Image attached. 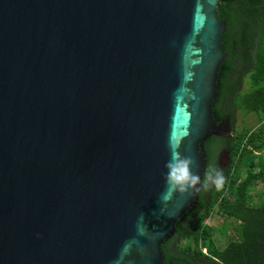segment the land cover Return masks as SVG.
Returning <instances> with one entry per match:
<instances>
[{"label": "water", "instance_id": "obj_1", "mask_svg": "<svg viewBox=\"0 0 264 264\" xmlns=\"http://www.w3.org/2000/svg\"><path fill=\"white\" fill-rule=\"evenodd\" d=\"M219 1L0 0V264H164L170 145L232 137Z\"/></svg>", "mask_w": 264, "mask_h": 264}, {"label": "trees", "instance_id": "obj_2", "mask_svg": "<svg viewBox=\"0 0 264 264\" xmlns=\"http://www.w3.org/2000/svg\"><path fill=\"white\" fill-rule=\"evenodd\" d=\"M218 14L227 28L221 43L223 77L213 110L217 121L229 119L232 137H212L204 150L207 168L214 167L213 151L222 147L230 153L231 165L224 171V187L200 190L196 208L161 246L164 264H264V194L252 195L256 184L264 185V0H220ZM244 79L246 92L240 90ZM236 110L256 115L258 126L236 135ZM212 213L239 224L237 239L223 249L216 246L207 224Z\"/></svg>", "mask_w": 264, "mask_h": 264}, {"label": "clouds", "instance_id": "obj_3", "mask_svg": "<svg viewBox=\"0 0 264 264\" xmlns=\"http://www.w3.org/2000/svg\"><path fill=\"white\" fill-rule=\"evenodd\" d=\"M193 158L178 151V145H170V159L165 162L166 172L164 179L168 196L173 193L186 194L193 191L208 190L214 188L220 191L225 184L226 177L223 169L209 166L203 177L192 171ZM168 197H162L166 200ZM141 214L139 220L143 221ZM140 234H145V229L141 228Z\"/></svg>", "mask_w": 264, "mask_h": 264}, {"label": "rangeland", "instance_id": "obj_4", "mask_svg": "<svg viewBox=\"0 0 264 264\" xmlns=\"http://www.w3.org/2000/svg\"><path fill=\"white\" fill-rule=\"evenodd\" d=\"M242 92L248 90V82L246 79L243 80V86L240 88ZM233 119V130L236 135H239L244 130H252L258 126L257 116L254 114L244 116L238 110L232 113ZM261 160H264V152L261 154ZM257 171V170H256ZM258 194H264V185L256 184L252 195L257 196ZM258 201V200H256ZM207 224L212 227V237L218 247L223 249L229 242L237 239V229L239 224L233 220H225L216 213H212Z\"/></svg>", "mask_w": 264, "mask_h": 264}, {"label": "flooded vegetation", "instance_id": "obj_5", "mask_svg": "<svg viewBox=\"0 0 264 264\" xmlns=\"http://www.w3.org/2000/svg\"><path fill=\"white\" fill-rule=\"evenodd\" d=\"M220 80L223 76H219ZM218 100V99H217ZM213 166L227 171L231 165L230 153L226 147L216 148L213 151ZM206 169H207V155H206Z\"/></svg>", "mask_w": 264, "mask_h": 264}]
</instances>
